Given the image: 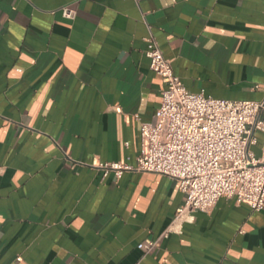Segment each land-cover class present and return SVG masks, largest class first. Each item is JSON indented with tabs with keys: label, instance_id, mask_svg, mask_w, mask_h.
I'll use <instances>...</instances> for the list:
<instances>
[{
	"label": "crops",
	"instance_id": "crops-1",
	"mask_svg": "<svg viewBox=\"0 0 264 264\" xmlns=\"http://www.w3.org/2000/svg\"><path fill=\"white\" fill-rule=\"evenodd\" d=\"M150 36L187 91L264 98V0H0V264H264V208L221 198L174 232L175 181L102 176L160 105Z\"/></svg>",
	"mask_w": 264,
	"mask_h": 264
},
{
	"label": "built area",
	"instance_id": "built-area-1",
	"mask_svg": "<svg viewBox=\"0 0 264 264\" xmlns=\"http://www.w3.org/2000/svg\"><path fill=\"white\" fill-rule=\"evenodd\" d=\"M140 2L141 0H133ZM64 18L74 13L62 10ZM149 69L162 81L161 102L152 123H140V153L135 165L99 164L105 178L137 172L163 176L178 184L184 197L175 216V230L192 223L194 214L210 212L221 198L233 199L252 212L264 208V98L260 101H227L192 93L174 75L154 38L146 39ZM138 119V118H137ZM255 133L263 137L257 156ZM170 230L161 238L168 237ZM158 240L137 245L153 252Z\"/></svg>",
	"mask_w": 264,
	"mask_h": 264
}]
</instances>
